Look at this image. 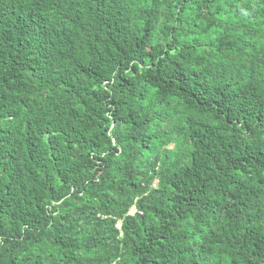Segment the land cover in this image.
<instances>
[{"label":"trees","instance_id":"1","mask_svg":"<svg viewBox=\"0 0 264 264\" xmlns=\"http://www.w3.org/2000/svg\"><path fill=\"white\" fill-rule=\"evenodd\" d=\"M0 264H264V0H0Z\"/></svg>","mask_w":264,"mask_h":264},{"label":"built area","instance_id":"2","mask_svg":"<svg viewBox=\"0 0 264 264\" xmlns=\"http://www.w3.org/2000/svg\"><path fill=\"white\" fill-rule=\"evenodd\" d=\"M135 212H136V209L134 208V209L132 210V212H131V213L133 214V213H135Z\"/></svg>","mask_w":264,"mask_h":264},{"label":"rangeland","instance_id":"3","mask_svg":"<svg viewBox=\"0 0 264 264\" xmlns=\"http://www.w3.org/2000/svg\"><path fill=\"white\" fill-rule=\"evenodd\" d=\"M170 147H172V145H170Z\"/></svg>","mask_w":264,"mask_h":264},{"label":"clouds","instance_id":"4","mask_svg":"<svg viewBox=\"0 0 264 264\" xmlns=\"http://www.w3.org/2000/svg\"><path fill=\"white\" fill-rule=\"evenodd\" d=\"M133 209H134V208H133ZM133 209H132V210H133ZM131 212H132V211H131Z\"/></svg>","mask_w":264,"mask_h":264}]
</instances>
